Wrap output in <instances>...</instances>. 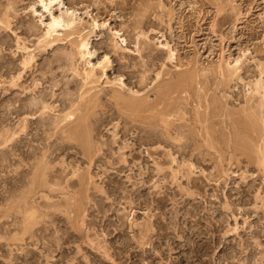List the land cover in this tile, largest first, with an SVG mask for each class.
<instances>
[{"label":"rangeland","instance_id":"obj_1","mask_svg":"<svg viewBox=\"0 0 264 264\" xmlns=\"http://www.w3.org/2000/svg\"><path fill=\"white\" fill-rule=\"evenodd\" d=\"M61 2L64 4L63 12H73L80 30L71 36L65 31L54 33L61 39L60 42L51 44L54 46L45 50L43 45L49 39L47 30L51 15H59V6H51L46 12L40 0H0V20L5 18V12L10 14L9 28L5 29V25L0 24L3 27L0 41L6 40L9 44L6 48L0 42V54L3 52L5 57L10 56L9 59L15 60L18 68L21 66L6 73L0 69V264H264V0ZM81 39H86L91 56L68 61L67 55L71 52L68 41ZM101 45L106 46L105 49ZM169 54L173 55L168 60ZM58 57L66 60L61 64L65 72L63 74L58 66H53L52 71L56 73L53 80L60 79L63 74L64 80L75 81L68 87V96H73L74 103L77 101L78 105H82L93 94L100 92L101 95L102 91H106L102 102L105 101L103 103L114 112L107 130L103 129L102 140L95 139L98 143L94 141L102 145L100 141L111 140L116 130L118 143L113 145L111 156L110 153L107 157L101 156L100 162H95L97 166H92L89 171L79 147L78 156L59 153L49 157L53 145L62 139L59 134L50 137L52 130L40 132L32 129L20 143L29 144V147L23 146L20 152L16 134L31 114H12L9 110L13 106L6 107L14 92L10 94L4 88H11V78L19 72L24 74L22 62L32 59V67L29 65L32 72L20 80L19 87L26 88L25 94L31 91L33 85L44 82L42 78L47 75L48 84L47 81L46 85L42 84L50 91L52 77L47 69ZM104 57L109 58L111 65L102 69ZM131 71L135 76L129 78ZM45 72L46 75L42 76ZM143 76H147V81ZM119 77L129 92L138 90L140 94H148V103H159L158 108L168 105L170 96L177 97L169 102L178 108L173 111L178 117H170L169 120L174 122L175 131L180 128L178 131L181 132H173L172 135H181L182 139L180 142L168 141L179 144L183 140L185 150L167 141V144L162 141L135 145V141L145 133L140 130L143 125L138 130L133 128L139 123L124 120V115L118 116L119 108L108 101L113 102L110 99L114 94L112 87L115 90L119 88L115 87ZM138 78L146 81L143 88L146 92L142 90L145 94L140 86L134 84ZM227 80L228 84H225ZM21 88H13V91L17 89L14 94L23 97L19 93ZM214 101L219 107L212 108L213 115H217L216 111L219 113L217 119L211 117L210 105ZM52 105L56 108L52 112V120L67 112L57 107L59 103L56 100ZM250 112L255 114V118ZM208 113L211 116H207ZM142 115L143 120L150 114L147 113V117L146 113ZM158 119L160 117L152 121L157 122ZM212 119L218 122L214 123ZM234 124L239 129L233 132L232 140L240 145L238 151L244 153L240 157L236 152L242 161L238 165L237 157L233 158L232 152L225 146L228 136L231 139ZM123 126L130 129L125 136L120 131ZM158 126L160 130V124ZM208 128L210 132L216 130V137L219 135V138H213L217 143L215 151L209 136L205 135L209 132ZM246 133L250 136L246 137ZM240 134H243L242 138ZM45 137L50 138L44 141ZM254 143L261 145L259 152ZM126 144L136 149L131 151ZM122 146L125 148L122 149ZM28 148L33 152L26 156ZM45 150L47 158L44 159ZM124 158L127 159L122 167L119 161ZM106 161H114L115 165ZM49 166L56 169L52 170ZM158 167L162 168L159 173L156 170ZM61 171L65 176L67 174L66 178ZM172 171L176 172L173 176ZM185 172L188 176L184 175ZM88 173L91 175L89 178ZM75 175L81 178L77 179ZM69 182L76 184H70V187ZM114 184H119V187ZM50 185L54 189L63 187L66 190L50 192ZM89 186L91 189L87 191ZM98 187L108 194L97 193ZM85 194L91 195L89 198L96 199L97 203H103L104 209H98L99 204H94ZM98 196L105 201L95 198ZM105 196H108L107 200ZM68 198L71 200H65ZM161 199L164 200L162 208L156 204ZM65 206L72 208L64 210ZM158 222L163 225L160 230ZM60 238L62 240L58 241ZM57 242L60 247L56 248Z\"/></svg>","mask_w":264,"mask_h":264},{"label":"bare ground","instance_id":"obj_2","mask_svg":"<svg viewBox=\"0 0 264 264\" xmlns=\"http://www.w3.org/2000/svg\"><path fill=\"white\" fill-rule=\"evenodd\" d=\"M40 4L42 5V9H44L46 12H49V8L51 7V6H59V10H61L60 11V13H59V15L58 16H56V17H54V16H52L51 15V22H50V24L48 25V30H47V37L49 38V39H47V42H45L44 43V45H43V48L46 50V47H48V46H54V45H51V44H55V43H57V42H60V38H58L57 36L55 37L54 36V33H58V31H65L66 33H67V35H72V34H74L75 32H77L78 33V31L80 30V26H78L77 25V23L75 22V19L73 18V12L71 11L70 13H68V11H62L63 9H64V4H63V2H61V0H46V1H44V0H40ZM63 6V7H62ZM66 10H68L67 9V7L65 8ZM52 14V13H51ZM8 15H10L9 14V12H5L4 14H3V16L5 17V18H2V20H0V24H2V26L3 25H5V26H3V27H5V29L6 28H9V26H10V20L8 19ZM75 15V14H74ZM3 27H1L0 26V30L1 29H3ZM82 36V35H81ZM46 37V38H47ZM45 38V39H46ZM67 38H68V36H67ZM74 38V37H73ZM2 42H3V44H4V47H8L9 46V44H8V42L6 41V40H1ZM0 41V42H1ZM68 43H69V46H70V48H71V52L69 53V55H67V58H68V56H69V59H67L68 61H72V60H74L75 58H77V59H84L86 56H91V52L88 50V43H86V39H81L80 41H76L75 40V42L74 41H68ZM61 44V43H60ZM56 45V44H55ZM3 47V48H4ZM101 47H103L102 45H101ZM105 47L106 46H104L103 48L105 49ZM51 48V47H50ZM115 48V47H114ZM107 49V48H106ZM40 50V49H39ZM49 50V49H48ZM113 51L115 52V53H117L118 51L117 50H114L113 49ZM64 52V51H63ZM3 53V52H2ZM0 54V69H3V72H10V70H17V68H18V66L19 65H15V63H14V61H13V59H9V57H5V54ZM44 53H45V51H44ZM66 53V52H65ZM170 55V54H169ZM172 55L173 54H171L170 56H168L169 58H168V60L170 59V58H172ZM7 56V55H6ZM11 58V57H10ZM26 60V59H25ZM31 60L32 59H29L28 61H26V62H22L23 64H22V69H23V72H24V74H21L20 72H19V75H16V77H13V78H11L12 80H11V82H10V86L9 87H11V88H4L5 89V91H7V92H10V94L11 93H16L15 91L17 90V89H15L14 91H13V88H21V87H19V85L21 84L20 82L22 81L21 79H23L25 76H26V74L29 72V73H31L32 72V70L30 71V68L32 67L31 65H30V63H31ZM64 62H66V60H64V59H62V58H57V59H55L54 61H52L51 63H50V65H49V70L47 69V71L49 72V76H51L52 77V81H50V91H47L46 89H45V86L43 85V84H45L46 85V83H45V81H47L46 79L48 78V75L47 76H45V78H42V80L44 79V82H42V83H37V84H35V85H33L34 87L31 89V91L29 92H27V94H25L26 92H24V91H26V88L25 87H22L21 89H22V91L21 92H19V93H21L22 95H23V97L21 96V95H16V94H14L13 93V97L11 98V99H8L7 100V104H8V106H6V107H8L9 108V106H13L12 107V109H10L9 110V113H14V114H16V115H21V114H25V113H29V114H31L30 116H31V118L30 119H26V121H25V123L24 124H22L23 126H22V128H21V130L20 131H18L17 132V138H16V140H17V147H18V149H19V151L20 152H22V148H23V146H27L28 145V147H29V144H20L21 143V141L23 140V139H26V137L28 136V134L31 132V130L32 129H36L37 131H42V132H47V131H50V130H52V131H50V132H52V135H50V137H52L53 136V134H59V135H61V137L60 138H62L61 140H60V142L58 141H56V145L54 144L53 145V147L51 148V147H49L48 149L46 148V150L48 151L50 148H51V152H50V154H49V157H53V155H57V154H59V153H65V155H73V156H75V155H77L78 156V154H80L79 153V151L77 150L78 148L77 147H79L80 148V151H81V154H82V156L85 158L84 160H86V162L85 163H88V168L86 169L87 171H89V169L92 167V166H94V165H96L95 164V162L97 163V161H99L100 162V160H101V156H108V154H109V156H111V154H112V147H113V145H115V144H117L118 143V141H117V139H115L118 135H116V130L114 131V133H113V135H112V137H111V140L109 139V141L108 140H106V141H100V144H102V145H98L97 143V141L95 140V139H100V140H102L101 138H100V136H102L103 134H102V132L104 131L103 129H106V127H107V125L110 123V120L112 119V117H113V115H114V112H111L110 110V108L109 107H107V104L105 103H103V102H105V101H103L102 102V98H103V96H106V94H105V92H101L102 94L101 95H99L100 94V92H98L96 95H94L93 94V96L92 97H90V98H88L85 102H84V104H82L81 105V103L79 104L80 105V107L81 108H84V109H82L81 110V112H80V107H79V105H78V103L79 102H77V104H76V102L74 103V101L75 100H72V95L70 96H68V87L70 86V85H72V83L73 82H75V81H72V80H69V79H65L64 80V78H63V76H65V75H63L64 74V72H65V70L63 69L64 67H61L62 65V63H64ZM21 64V63H20ZM68 64V63H67ZM71 64V63H70ZM109 64H110V60H109V58L108 57H104L103 58V61L101 62V65H102V69L103 68H105V67H109ZM31 67H30V66ZM111 65V64H110ZM237 65H238V63H237ZM236 64H235V67L237 66ZM243 65V64H242ZM53 66H58V69L61 71V73H63L62 74V76L60 77V79H56V80H53V78H55V72L54 71H52V67ZM134 66V65H133ZM21 67V66H20ZM19 67V68H20ZM71 67V66H70ZM234 67V66H233ZM18 68V69H19ZM28 71H27V70ZM130 69V68H129ZM222 69V68H221ZM233 69H235V68H233ZM25 70V71H24ZM68 70H70V68L68 69ZM63 71V72H62ZM69 72V71H68ZM224 72V71H223ZM235 72V71H234ZM48 74V73H47ZM75 74H77V73H75ZM88 75H87V77H88V79H89V77H90V74H89V72L87 73ZM135 73L134 72H130V77L129 78H132V77H134L135 75H134ZM224 74V73H223ZM222 74V75H223ZM227 74V73H226ZM230 74V73H229ZM44 75H46V72L45 73H43L42 74V76H44ZM158 75V74H157ZM231 75V74H230ZM226 76V75H225ZM228 76V75H227ZM230 77H232V75L230 76ZM74 78V77H73ZM120 78V77H119ZM128 78V77H127ZM143 78H144V76H143ZM142 78V79H143ZM145 78H147V76L145 77ZM144 78V79H145ZM159 78V77H158ZM236 78H238V77H236ZM141 78H138L137 80H135L134 81V84L136 85V86H140L141 87V92H143V91H145L143 88H144V86L146 85V81L145 80H142ZM148 79V78H147ZM21 80V81H20ZM41 80V81H42ZM51 80V79H50ZM117 80H119V82L118 81H116V82H118V84H117V86H115V87H118L119 86V88L117 89V90H115L116 88H114V87H112L113 89V91H111V89H110V91L111 92H113L114 94L110 97V99H112L113 100V102L112 101H110V100H108L110 103H114L115 104V106H117L118 108H119V110H118V112H120V114L118 115V116H120V115H124L125 117L123 118V116L121 117V118H123L124 120L125 119H129L130 120V122L132 123V122H137V124L139 123V125L137 126L136 125V127L134 126H132L133 128H136L137 130L139 129V126L140 125H143L141 128H140V130L141 131H143V132H145L144 134H145V136H143L144 134L142 133V132H140V133H142V136H141V134H139L138 136H141L139 139H137V141H135V142H137L135 145H143V143H145V144H153V143H157V142H162V141H164V142H162V143H164V144H167L168 142L169 143H171L172 145H176V144H178V143H174L173 144V142L174 141H177V142H180L179 140L180 139H182V138H180V136L181 135H177V136H173L172 134H173V132H177L178 130H176L175 131V129H174V122L173 121H170L169 120V118L170 117H173V118H175V116H176V114H174V112L173 111H175L176 109H178V108H174V106H173V104L171 103V102H169L170 101V99L172 100L174 97H169V100L167 99V94L166 95H163L167 100H168V105H163V107L161 106L160 108H158L159 106H158V104L156 103V104H154V103H148L149 102V100H148V94H145V92H143L145 95H143V94H140L139 92H137V91H133L132 93L131 92H129L127 89H128V87H127V89H126V87H125V83L123 82V80H122V78H120V79H117ZM192 81V80H191ZM223 81H225V80H223ZM229 81H231V80H229ZM48 82L49 81H47V84H48ZM174 83V82H173ZM225 84H228V80H227V83H225ZM224 84V85H225ZM111 86H112V84H111ZM110 87V86H109ZM139 87V88H140ZM47 88V87H46ZM48 88V89H49ZM223 88V87H222ZM29 89V88H28ZM82 89V88H81ZM30 90V89H29ZM80 90V89H79ZM130 90V89H129ZM143 90V91H142ZM172 90V89H171ZM55 91H59V93L58 94H56L55 93ZM128 91V92H127ZM131 91V90H130ZM140 91V90H139ZM256 91V90H255ZM79 92V91H78ZM148 92V91H147ZM168 92V91H167ZM171 92V91H170ZM172 92H175L174 90L172 91ZM18 93V92H17ZM18 93V94H19ZM28 93H30V94H28ZM258 93V92H257ZM8 94V93H7ZM87 94V93H86ZM108 94V93H107ZM165 94V93H164ZM169 94V93H168ZM174 94V93H173ZM170 95V94H169ZM21 96V97H20ZM32 96V97H31ZM60 96V97H59ZM76 96H78V95H76ZM85 96V95H84ZM71 97V98H70ZM161 97V96H160ZM263 97H264V95H263ZM28 98L30 99L29 100V102H27V100H28ZM80 98H82V97H80ZM163 98V97H162ZM161 98V99H162ZM260 98V97H259ZM77 99V98H76ZM86 99V98H85ZM108 99V98H107ZM159 99V98H158ZM174 99H177V97H175ZM226 99V98H225ZM261 99V98H260ZM264 99V98H263ZM262 99V100H263ZM54 100H56V101H58V103H59V105L57 106L58 108L60 107V110L61 111H65V110H67V112L65 113V115L64 116H60V118H54V120H52V117L51 116H53L52 115V112L54 111L55 112V110H56V108H55V106L54 105H52V102L54 101ZM164 100V99H163ZM160 101H162V100H160ZM174 101H176V100H174ZM50 102V103H49ZM155 102V101H154ZM157 102V101H156ZM163 102V101H162ZM162 102L160 103V104H162ZM177 102V101H176ZM15 103H18L19 105L18 106H16V104ZM21 103H23V104H21ZM169 103H171L170 105H169ZM182 103V102H181ZM262 103V102H261ZM260 103V104H261ZM164 104V103H163ZM177 103H175V105H176ZM84 105V106H83ZM178 105V104H177ZM217 105V104H216ZM216 105H215V101L214 102H212L211 103V105H210V107H211V109L212 108H215V109H218L217 107H216ZM219 106V105H218ZM223 106V105H222ZM262 106H263V104H262ZM116 107V108H117ZM178 107V106H177ZM7 108V109H8ZM102 108H104V109H106V110H103ZM198 108V107H197ZM206 108V107H205ZM205 108H203V109H205ZM4 109H6V108H4ZM181 109V108H180ZM179 109V110H180ZM207 109V108H206ZM221 109V108H220ZM249 109V108H248ZM69 110V111H68ZM182 110V109H181ZM260 110V109H259ZM57 111H59V110H57ZM209 111V110H208ZM207 111V112H208ZM212 111H213V109L211 110V113H212ZM216 111V110H215ZM253 111V110H252ZM262 111H264V110H262ZM77 112H80L81 114L80 115H77ZM156 113V112H158L157 113V115L156 114H154V113ZM177 112H181V111H178L177 110ZM218 111H216V114L217 115H213V113L211 114V115H213V116H211L209 113H208V115L207 116H211V117H214V118H216V117H219V113H217ZM221 112V111H220ZM261 112V111H260ZM142 113H146V116L145 117H147V113H149L150 115H149V117L148 118H150L149 119V121L147 122L146 120H148V118H143V120L141 119L142 118V116L143 115H145V114H143L142 115ZM176 113V112H175ZM215 113V112H214ZM251 113V112H250ZM118 114V113H117ZM207 114V113H206ZM222 114V113H221ZM235 114V113H234ZM242 114V113H241ZM252 114V113H251ZM250 114V115H251ZM106 115V116H105ZM179 115V114H178ZM180 115H181V113H180ZM182 115H185V114H182ZM199 115V114H198ZM236 115H238V114H236ZM255 115V114H254ZM254 115L252 114L251 116H253L254 117ZM261 115V114H260ZM7 116V115H6ZM29 116V117H30ZM221 116V115H220ZM228 116H231V115H228ZM158 117H160V119H158L157 120V122H155V121H152L153 119L155 120L156 118H158ZM176 117H178V116H176ZM200 117H201V115H200ZM199 117V118H200ZM232 117V116H231ZM173 118H172V120H173ZM233 118V117H232ZM251 120H252V118L251 117H249ZM255 118V117H254ZM179 119V118H178ZM177 119V120H178ZM197 119V118H196ZM217 119V118H216ZM231 119V118H230ZM176 119H175V121H177ZM182 120H183V118H182ZM185 120V119H184ZM201 120V119H200ZM199 120V121H200ZM213 120V119H212ZM233 120H235V117L233 118ZM260 120V119H259ZM3 121V120H2ZM178 121H180V120H178ZM191 121V120H190ZM195 121V120H194ZM198 121V120H197ZM211 121V120H210ZM214 121V120H213ZM212 121V122H213ZM247 121V120H246ZM183 122H185V121H183ZM204 122H206V121H204ZM211 122V123H212ZM215 122H218L217 120L216 121H214V123ZM236 122V121H235ZM134 123V124H135ZM211 123H209L208 125H212ZM223 123V122H222ZM233 123V122H232ZM263 123V122H262ZM160 124V130H159V125ZM199 124V123H198ZM248 124V123H247ZM33 125H34V127H33ZM124 125V124H123ZM125 125H127V123L125 124ZM131 125V124H130ZM178 125V124H177ZM201 125V124H200ZM239 125V124H238ZM237 125V126H238ZM249 125H250V123H249ZM252 125V124H251ZM129 126V125H128ZM226 126V125H225ZM178 127V126H177ZM176 127V128H177ZM205 127V126H204ZM210 127H212V126H210ZM214 127L216 128V126L214 125ZM240 127V126H239ZM158 128V129H157ZM220 128V127H219ZM223 128V127H222ZM222 128H220V129H222ZM226 128V127H225ZM260 128V127H259ZM122 129V128H121ZM184 129V128H183ZM209 129L210 128H208V131H209ZM237 129H239V128H237L236 126H235V124H234V127L232 126V129H231V135H230V137H231V139L229 138V136H228V138L226 137V136H224V138L226 137L227 138V140H226V143H225V146L227 147V149H230V151L232 152V155H233V158L236 156L237 157V153L236 152H239V156L240 157H243L244 156V153H241L240 151H238L239 149H238V146H240V145H236V142L234 141V140H232V137L234 136V134H233V132L234 133H236L237 132ZM35 130V131H36ZM107 130V129H106ZM130 129L129 128H127V126L124 128V126H123V130H120L121 131V133H122V136H125L126 134H129L128 133V131H129ZM159 130V131H158ZM216 130H219V129H217L216 128ZM215 129L214 130H212L210 133L209 132H206V134L205 135H207V136H209V138H210V143L212 144V147H213V150L214 149H216V145L215 144H217V143H215L214 141H213V138H215L216 137V131ZM243 130V129H242ZM252 130V129H251ZM36 131V132H37ZM40 131V132H41ZM183 131V130H182ZM191 131V130H190ZM239 131V130H238ZM253 131V130H252ZM221 132V131H220ZM240 133H242L241 131H239ZM39 133V132H38ZM38 133L36 134V135H38ZM184 133V132H183ZM182 133V134H183ZM251 133V132H250ZM46 134H48V133H46ZM102 134V135H101ZM178 134H181V132L180 131H178ZM190 134V133H189ZM218 134V133H217ZM228 134H230V133H228ZM233 134V135H232ZM257 134V133H256ZM33 135H34V133H33ZM58 135V136H59ZM111 135V134H110ZM109 135V136H110ZM170 135H172L173 137H171ZM184 135V134H183ZM186 135V134H185ZM243 135V134H242ZM241 134H240V137L242 136ZM251 135H253V133L251 134ZM45 136V135H44ZM56 136V135H55ZM137 136V137H138ZM206 136V137H207ZM219 136V135H218ZM217 136V137H218ZM237 135H235V137H236ZM248 136H250V135H248L247 133H246V137H248ZM8 137V136H7ZM6 137V138H7ZM50 137H45L44 138V141L46 140V139H49ZM119 137V136H118ZM171 137V138H170ZM184 138H185V136H183ZM216 137V138H217ZM238 137V136H237ZM236 137V138H237ZM243 137V136H242ZM241 137V138H242ZM260 137V136H259ZM56 138H58V137H56ZM103 138V137H102ZM219 138V137H218ZM221 138V137H220ZM250 138V137H249ZM253 138V137H252ZM104 139H106V138H104ZM103 139V140H104ZM135 139V140H136ZM174 140L173 142H170V141H168V140ZM222 139H223V137H222ZM233 139H234V137H233ZM240 139V138H239ZM11 140V139H10ZM97 142H95V141ZM184 140H186V139H184ZM236 140V139H235ZM238 140V139H237ZM242 140V139H241ZM248 140V139H247ZM253 140V139H252ZM261 140V139H260ZM263 140V139H262ZM165 141H167V143H165ZM182 142H183V140H181ZM244 141V140H243ZM254 141V140H253ZM258 141V140H257ZM5 142H6V144L8 143L7 142V140H5ZM182 142L181 143H179V144H181V145H179L178 144V146H180L181 147V149L184 147V146H182L183 144H182ZM185 142V141H184ZM207 142H209L208 140H207ZM220 142V141H219ZM222 142V141H221ZM225 142V141H224ZM254 142H256V141H254ZM186 143V142H185ZM223 143V142H222ZM238 143H239V140H238ZM241 144H242V142H240ZM170 144V145H171ZM254 144H256V143H254ZM169 145V144H168ZM263 145V144H262ZM13 146V145H12ZM129 146V145H128ZM127 146V144H126V147H128ZM131 146V145H130ZM130 146H129V148H130ZM186 146V145H185ZM210 146V145H209ZM261 146V145H260ZM258 144H256V148H257V151L259 152V150L260 149H262V147H260ZM15 147V146H14ZM123 148L122 149H124L125 148V146H122ZM176 147V146H175ZM174 147V148H175ZM187 147V146H186ZM211 147V146H210ZM209 147V148H210ZM247 147H248V144H247ZM103 148H105V150L103 149ZM120 148V147H119ZM128 148V149H129ZM156 148V147H155ZM172 148V147H171ZM29 149V148H28ZM127 149V148H126ZM136 149V148H135ZM134 149V147H131L130 148V150L131 151H134L135 150ZM184 149V148H183ZM211 149V148H210ZM219 149V148H218ZM235 149V150H234ZM244 149V148H243ZM45 150V152L43 153V155H44V159L45 158H47L46 157V151ZM121 150V149H120ZM185 150V149H184ZM264 150V149H263ZM24 151V150H23ZM104 151V152H103ZM131 151H129V152H131ZM156 151V150H155ZM183 151V150H182ZM215 151V150H214ZM217 151V150H216ZM241 151H243L242 149H241ZM25 152H27L26 153V156L27 155H29V153H32L33 151H31L30 149L29 150H25ZM138 152V151H137ZM228 152V151H227ZM226 152V153H227ZM230 152V153H231ZM257 152V153H258ZM106 153V154H105ZM108 153V154H107ZM132 153H134V152H132ZM132 153H130V154H132ZM158 153V152H157ZM247 152H245V154H246ZM264 153V152H263ZM24 154V153H23ZM129 154V155H130ZM139 154V153H138ZM147 154H149V153H147ZM154 154V153H153ZM249 154V153H248ZM42 155V156H43ZM114 155V154H113ZM112 155V156H113ZM133 156H135L134 154H132ZM131 155V156H132ZM227 155H229V154H227ZM261 156H262V154H260ZM130 156V157H131ZM148 156H150V155H148ZM171 156V155H170ZM221 156V155H220ZM83 157H82V159H83ZM222 157V156H221ZM230 157H232V156H230ZM253 157V156H252ZM260 157V156H259ZM80 158V157H79ZM123 158V157H122ZM133 158V157H132ZM148 158V157H147ZM214 158V157H213ZM232 158V160H234ZM263 158H264V156H263ZM81 159V158H80ZM127 159V158H126ZM126 159L124 158V159H121V161H119V162H122V167L124 166L123 165V163H125L126 162ZM220 159V158H219ZM236 159V158H235ZM250 159V158H249ZM248 159V160H249ZM252 159V158H251ZM254 159V158H253ZM252 159V160H253ZM259 159V158H258ZM49 160V159H48ZM47 160V161H48ZM83 160V161H84ZM221 160H223V159H221ZM230 160V159H229ZM231 160V161H232ZM262 159L260 158V161H261ZM80 161V160H79ZM83 161H81V163L83 162ZM172 162H173V160H171ZM235 161V160H234ZM236 161H237V165L238 164H240L242 161H240V158H238L237 157V159H236ZM37 162H39V161H37ZM46 162V161H45ZM44 162V163H45ZM118 162V161H117ZM116 162V163H117ZM117 163L118 165L120 164V163ZM228 162V161H227ZM252 162V161H251ZM47 163V162H46ZM48 163H51V161L49 162L48 161ZM106 163L107 164H109V165H112V166H114L115 165V162L114 161H109V162H107L106 161ZM229 163V162H228ZM230 163H232V162H230ZM248 163V162H247ZM262 163V162H261ZM42 164V163H41ZM103 164V163H102ZM234 164V163H233ZM232 164V165H233ZM258 164H259V160H258ZM51 165V164H50ZM100 165V164H99ZM229 165V164H228ZM236 165V166H237ZM257 165V164H256ZM66 166H68V165H66ZM97 166V165H96ZM158 166V165H157ZM235 166V165H234ZM240 166V165H239ZM258 166V165H257ZM39 167V166H38ZM50 167V166H49ZM63 167V166H62ZM263 167V166H262ZM43 168V167H42ZM51 169H52V167H50ZM64 168H65V166H64ZM63 168V169H64ZM78 168V167H77ZM76 168V169H77ZM100 168H102V167H100ZM119 168V167H118ZM157 168V167H156ZM264 168V167H263ZM46 168L44 167L43 168V171L45 170ZM56 168L54 167V169H52V170H55ZM72 169V168H71ZM75 169V168H74ZM85 169V168H84ZM92 169V168H91ZM120 169L122 170V168L120 167ZM162 169V168H161ZM161 169L158 167V169H156L157 170V173H159V172H161ZM259 169V168H258ZM48 170H50V169H48ZM51 170V171H52ZM78 170V169H77ZM80 170V169H79ZM117 170H119V169H117ZM58 171V170H57ZM64 171H67L66 169L64 170ZM70 171V170H69ZM74 171V170H73ZM73 171H71V172H73ZM85 171V170H84ZM44 172H47V170H45ZM70 172V173H71ZM77 172V171H76ZM86 172V171H85ZM107 172V171H106ZM165 172V171H164ZM61 173L63 174V172L61 171ZM60 173V174H61ZM69 173V172H68ZM74 174H76L75 172H73ZM72 173V175H74ZM77 173H79V171L77 172ZM90 173H91V171H90ZM105 173V171L103 172V174ZM151 173V172H150ZM176 174V172H174V171H172V173H171V175L172 174ZM190 173H191V170H190ZM47 174V173H46ZM144 174V173H143ZM183 174V173H182ZM181 174V175H182ZM226 174H228V173H226ZM232 174V173H231ZM71 175V174H70ZM78 175V174H77ZM79 175H80V173H79ZM81 175H83V174H81ZM88 175V178L91 176V175H89V173L87 174ZM105 175H106V173H105ZM145 175V174H144ZM184 175H186V172H185V174ZM228 175H230V174H228ZM238 175V174H237ZM236 174H235V176H237ZM62 176V175H61ZM61 176H59V177H61ZM66 176H67V174H66ZM66 176L63 174V177H65L66 178ZM147 176V175H146ZM146 176H145V178H146ZM150 175H148V177H149ZM164 176V175H163ZM173 176V175H172ZM175 176V175H174ZM183 176V175H182ZM186 176H188V175H186ZM185 176V177H186ZM190 176V175H189ZM227 176V175H226ZM232 176H234V175H232ZM234 176V177H235ZM73 177V176H72ZM75 177H76V175H75ZM78 177L79 178H81L80 176H77L76 178L78 179ZM83 177H86V176H83ZM107 177V176H106ZM147 177V178H148ZM184 177V176H183ZM233 177V178H234ZM44 178V177H43ZM62 178V177H61ZM76 178L74 179V180H76ZM87 178V177H86ZM92 178V177H91ZM107 178H109V177H107ZM188 179H189V177H187ZM187 178H186V180H187ZM228 178H230V176H228ZM243 178V177H242ZM62 179H64V178H62ZM110 179V178H109ZM191 179V178H190ZM231 179V178H230ZM40 180V179H39ZM43 180V179H42ZM61 180V179H60ZM72 180V179H71ZM92 179H89L88 181H91ZM45 181H46V179H45ZM79 181H81V179H79ZM110 181V180H109ZM109 181H107V182H109ZM188 181V180H187ZM189 181H191V180H189ZM36 182V181H35ZM48 182V181H47ZM68 182V181H67ZM73 182V181H72ZM84 182H85V180H84ZM33 183V182H32ZM57 183V182H56ZM80 183V182H79ZM114 183V182H113ZM34 184V183H33ZM43 184V183H42ZM70 184H76V183H71V182H69V186L71 187L72 185H70ZM109 184H112L111 182L109 183ZM48 185V184H47ZM54 185H56V184H54ZM68 185H67V183H66V186L68 187ZM79 185V184H78ZM88 185V184H87ZM91 185V184H90ZM107 185H108V183H107ZM115 186H116V184H114ZM119 185V184H118ZM117 185V186H118ZM33 186V185H32ZM46 186V185H45ZM49 186V185H48ZM50 186H52V185H50ZM81 186V185H80ZM84 185H82V187H83ZM93 186V185H92ZM110 186H112V185H110ZM109 186V187H110ZM114 186V187H115ZM116 186V187H117ZM44 187V186H43ZM54 186H52L51 188H53ZM55 187H58V184L55 186ZM90 188L88 189L87 188V191H89L90 189H91V186H89ZM96 187V186H95ZM116 187H115V189H116ZM119 187V186H118ZM142 187V186H141ZM39 188V187H38ZM49 189L50 190V192L51 191H59V190H62V189H65V188H63L62 187V189H60V188H53V189ZM69 188V187H68ZM94 188V187H93ZM92 188V189H93ZM99 188V187H98ZM96 189L97 190V193L99 192V194H106L107 192H106V190H102V189ZM110 188H112V187H110ZM109 188V189H110ZM140 188V187H139ZM252 188V187H251ZM82 189V188H81ZM84 189V188H83ZM113 189V191H114V188H112ZM66 190V189H65ZM85 190V189H84ZM107 190H108V188H107ZM63 191V190H62ZM82 191V190H81ZM86 191V192H87ZM110 191V190H109ZM112 191V190H111ZM49 192V191H48ZM96 192V191H95ZM101 192V193H100ZM106 192V193H105ZM57 193V192H56ZM92 193H94L93 191H92ZM110 193H112V192H110ZM188 193V192H187ZM36 194V193H35ZM51 194V193H50ZM54 193H52V195H53ZM79 194H82V193H79ZM89 194H91L90 192H89ZM98 194V195H99ZM108 194V193H107ZM113 194V193H112ZM116 194V193H115ZM55 195V194H54ZM86 196L88 195V194H85ZM93 195V194H92ZM80 196V195H79ZM86 196H84L85 198H86ZM90 197H91V195H89ZM89 196H87L88 198H89ZM106 198V200H107V197L108 196H105ZM258 197V196H257ZM48 198H49V196H48ZM72 198V197H71ZM74 198V197H73ZM88 198H86V199H88ZM95 198H98L99 200H101V201H105V200H102V198L100 199L99 198V196L98 197H95ZM164 198V197H163ZM90 199V201H93V203L94 202H96L97 203V201H95L94 200V198H89ZM65 200H71V199H65ZM77 200H79V199H77ZM84 201V200H83ZM63 202V201H62ZM67 202V201H66ZM65 202V203H66ZM77 202V201H76ZM75 202V203H76ZM82 202V201H81ZM80 202V203H81ZM163 202H164V200H158V202L156 203L157 204V206H162V204H163ZM105 203V202H104ZM63 204V203H62ZM67 204V203H66ZM77 205H78V203H76ZM95 204V203H94ZM97 204H99V206H98V209H104V205H103V203L101 204V202H98ZM30 205V204H29ZM60 205V204H59ZM65 205V204H64ZM57 206V205H56ZM79 206V205H78ZM106 206V205H105ZM226 207H227V205H226ZM65 209L64 210H66L67 208L68 209H70V208H72V207H67L66 208V206L64 207ZM159 208V207H158ZM162 208V207H161ZM161 208H159V209H161ZM111 209V208H110ZM71 210V209H70ZM70 210H68V211H70ZM109 210V209H108ZM108 210H106V212L108 211ZM229 210V209H228ZM79 211V210H78ZM80 213H81V211H79ZM168 212V211H167ZM176 212V211H175ZM177 214V213H176ZM176 214L174 215V216H176ZM80 216V215H79ZM157 216V215H156ZM156 216H155V222H156ZM57 218V217H56ZM171 219H173L172 217H171ZM174 219H176L175 217H174ZM78 220V219H77ZM81 221V220H80ZM159 221V220H158ZM32 222V221H31ZM79 222V221H78ZM153 223V222H152ZM159 223V222H158ZM30 224V223H29ZM83 224V223H82ZM149 225H150V228H151V224L150 223H148ZM79 225H81V224H79ZM159 225V230L160 229H162V227H163V225L161 224V222L158 224ZM82 226V225H81ZM157 226V225H156ZM168 227V226H167ZM74 228V227H73ZM76 228V227H75ZM80 228V227H79ZM82 228V227H81ZM157 228V227H156ZM147 230V229H146ZM148 230H150L151 231V229H148ZM147 230V231H148ZM76 231H77V228H76ZM149 231V232H150ZM146 235H147V233H146ZM145 235V236H146ZM58 238V237H57ZM59 240H62L61 238L60 239H58V241ZM62 242H64V241H62ZM57 244V245H56ZM55 244V246H56V248L57 247H60V243L59 242H57Z\"/></svg>","mask_w":264,"mask_h":264}]
</instances>
